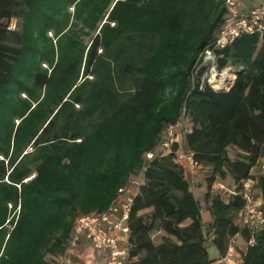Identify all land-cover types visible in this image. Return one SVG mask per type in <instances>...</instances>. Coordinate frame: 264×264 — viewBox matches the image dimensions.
<instances>
[{
	"label": "trees",
	"instance_id": "obj_1",
	"mask_svg": "<svg viewBox=\"0 0 264 264\" xmlns=\"http://www.w3.org/2000/svg\"><path fill=\"white\" fill-rule=\"evenodd\" d=\"M226 16L225 0H0V264H58L76 219L140 172L128 264H212L208 236L224 256L237 233L241 264H264V228L236 221L245 179L264 209V33L220 51L237 72L229 89L196 70ZM184 118V144L159 150ZM181 150L210 167L206 208ZM228 173L224 198L213 186Z\"/></svg>",
	"mask_w": 264,
	"mask_h": 264
},
{
	"label": "built area",
	"instance_id": "obj_2",
	"mask_svg": "<svg viewBox=\"0 0 264 264\" xmlns=\"http://www.w3.org/2000/svg\"><path fill=\"white\" fill-rule=\"evenodd\" d=\"M225 5L227 16L223 27L214 45L200 54L196 66L197 72L202 71L201 84L208 83L217 90L229 89L237 75L236 69L231 65L220 67L219 61L223 57L220 51L242 34L264 33V1L258 6H251L248 10H244L242 0H225ZM11 28H16L15 19L11 21ZM181 125L182 121L168 125L158 145L159 150H170L174 143L179 141L178 129ZM189 130L190 128L186 129ZM155 155L156 152L151 151L146 157L151 159ZM177 162L184 167L188 165L193 178L202 168L190 150H181ZM257 168L264 172V156L260 159ZM135 176H137L136 181L132 177L127 185L120 188L118 197L106 211H95L76 219L70 248L77 245L84 236L91 244L90 260H97V253H101L102 259L99 258L97 264H128L130 258L128 219L133 198L138 191L134 192L132 186L134 184L140 186L143 180L142 172ZM257 183L258 180L254 177L242 181L241 193L245 203L236 219L242 228L246 227L252 231L264 228L263 200L256 187ZM240 236L241 234L237 233L231 238L227 253L222 257L223 264L242 263L241 257L234 258Z\"/></svg>",
	"mask_w": 264,
	"mask_h": 264
},
{
	"label": "crops",
	"instance_id": "obj_3",
	"mask_svg": "<svg viewBox=\"0 0 264 264\" xmlns=\"http://www.w3.org/2000/svg\"><path fill=\"white\" fill-rule=\"evenodd\" d=\"M246 5H244V10H248L251 6H258L260 5L264 0H258L257 3H250L249 0H247ZM182 129V126L178 129V140L179 142H183L181 134H179ZM237 151L236 149H234ZM210 170L209 166H205L204 168L199 169L198 173L194 176V178L191 176L190 173V167L188 165L185 166L186 171V177L194 183L197 180H200L201 178L205 177L204 171L208 172ZM222 185V184H221ZM235 189V188H234ZM234 189H231L230 192H233ZM248 246V243L245 241V239L240 236L237 240L236 244V251L234 254V258L238 259L241 257L242 253L246 250ZM90 253H91V244L88 239H86L84 236H82L77 243V245L71 247L66 251L65 254L61 255L59 257V263L58 264H97L96 261H98L99 258L102 259L101 253H97L96 256H98L97 260H90ZM211 258L214 259L212 264H223L221 253L219 252V249L214 246L213 250L210 254Z\"/></svg>",
	"mask_w": 264,
	"mask_h": 264
},
{
	"label": "rangeland",
	"instance_id": "obj_4",
	"mask_svg": "<svg viewBox=\"0 0 264 264\" xmlns=\"http://www.w3.org/2000/svg\"><path fill=\"white\" fill-rule=\"evenodd\" d=\"M243 4L246 5V2H248L247 0H242ZM250 3H257L258 0H249ZM84 39L88 42L90 40V38L88 36H83ZM189 121L188 119L184 118L182 120V129L181 131H179L182 136V143L184 144V135L186 133V129L189 128ZM161 149V148H160ZM230 155L231 157L235 158L237 156V152L234 149H230ZM256 171V169L254 170ZM210 174V172H205L204 171V175H208ZM137 176H133V180L136 181ZM190 179V178H189ZM193 185V189L196 193L197 198L200 200V202L202 203L203 208L208 207V204L204 201L205 198V193H206V186H207V182L205 180V177L201 178L200 180H197L196 182H191ZM222 184V185H221ZM138 184H134L132 186L133 191L136 192L138 190ZM235 188V183H234V178L233 175L231 173H228V176L224 179H218V181L214 184L213 189H214V193H220L224 198H227L228 195L231 194L230 190ZM161 235V233H160ZM206 246L208 247L209 253L211 254V251L214 248V245L212 244V240H211V236L209 235L207 240H206Z\"/></svg>",
	"mask_w": 264,
	"mask_h": 264
}]
</instances>
